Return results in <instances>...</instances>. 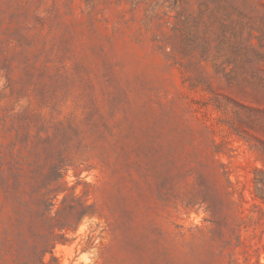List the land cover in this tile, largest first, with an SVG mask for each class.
<instances>
[{
    "label": "rangeland",
    "instance_id": "374dc122",
    "mask_svg": "<svg viewBox=\"0 0 264 264\" xmlns=\"http://www.w3.org/2000/svg\"><path fill=\"white\" fill-rule=\"evenodd\" d=\"M249 16L219 45L206 0H0V264H264Z\"/></svg>",
    "mask_w": 264,
    "mask_h": 264
},
{
    "label": "trees",
    "instance_id": "16d2710c",
    "mask_svg": "<svg viewBox=\"0 0 264 264\" xmlns=\"http://www.w3.org/2000/svg\"><path fill=\"white\" fill-rule=\"evenodd\" d=\"M208 3V7L211 11V15H213V26H215V30L217 32L215 41H219V45L225 44L226 35L229 29L227 15L230 17L231 11L238 12L244 16L250 15V36L258 37L255 32H260L261 35L264 33V25H256V21L254 20L253 13L259 11V7L262 4L261 2H257V0H206ZM201 4H204L203 2ZM263 5V4H262ZM233 22V21H231ZM264 24V23H263ZM184 25V22H183ZM232 30L236 33V27L234 26ZM220 47V46H219ZM243 49V47H241ZM246 52H252V55L257 59L261 60L263 56L261 52L256 49L254 44L250 45V47H245ZM239 51V47H238ZM251 53H248V55ZM257 177L255 178L257 192L258 195L264 198V169L259 168L256 170ZM53 203L50 200V206Z\"/></svg>",
    "mask_w": 264,
    "mask_h": 264
}]
</instances>
